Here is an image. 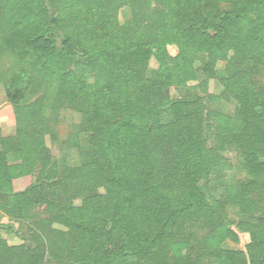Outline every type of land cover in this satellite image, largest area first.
I'll list each match as a JSON object with an SVG mask.
<instances>
[{
    "label": "trees",
    "instance_id": "16d2710c",
    "mask_svg": "<svg viewBox=\"0 0 264 264\" xmlns=\"http://www.w3.org/2000/svg\"><path fill=\"white\" fill-rule=\"evenodd\" d=\"M0 29V52L37 63L54 105L81 115L68 145L82 160L54 161L40 101L15 110L14 136L0 131V217L33 245L0 238V264H264V0H0ZM211 79L233 118L210 108ZM172 87L193 93L173 101ZM227 148L248 181L214 198ZM224 206L244 217L231 224L245 251L221 247L239 243Z\"/></svg>",
    "mask_w": 264,
    "mask_h": 264
},
{
    "label": "rangeland",
    "instance_id": "374dc122",
    "mask_svg": "<svg viewBox=\"0 0 264 264\" xmlns=\"http://www.w3.org/2000/svg\"><path fill=\"white\" fill-rule=\"evenodd\" d=\"M130 13L128 9H124L119 17L123 22L129 18ZM4 15L1 16V18ZM0 29V40H2ZM61 40V39H60ZM60 40L57 42V47H60ZM168 51L171 55L176 54L174 47H169ZM34 62H23L18 59L14 53L9 50L0 52V129L2 136L12 137L15 134V110L21 107H27L37 101H40L44 108V117L49 119V134L45 136V143L51 152L54 161L58 163L65 162L71 168L79 167L82 164L80 158L79 147L68 145V141L76 136L78 125L81 122V115L73 110H60L54 105L56 85L43 75V72L36 66ZM196 69L200 67L198 63L194 66ZM158 70L157 62L152 58L149 61L148 71L146 74L147 79L154 78ZM217 76L220 77L223 73V66L221 63L216 66ZM89 83H93L92 76H88ZM197 83H190L189 86H195ZM208 94L218 97V101L214 102L210 108L216 113L223 116L233 118L237 104L234 100H224L221 98L223 88L220 83L211 79L208 82ZM192 94L193 91L189 90ZM189 91L183 88L172 87L170 89V97L173 101H184L189 95ZM170 112H162V121L167 123L171 120ZM215 128L211 132V139L207 142L208 148L217 147L215 137ZM80 144L82 140H80ZM223 157L230 162V169L223 172L218 178H213L211 186L215 189L214 198H221L224 189L227 185H237L238 183L247 182L246 174L238 168V160L240 157L239 151L227 148L222 153ZM9 159L12 157L9 155ZM10 160V161H11ZM33 178L26 177L13 182L15 192L23 191L32 182ZM224 215L222 219L224 225L236 232L239 237V243L233 244L227 241L221 245L225 249H235L245 251V246L249 240L247 235L240 234L236 230V226L231 223L238 222L241 218L237 211L230 207L224 206ZM229 226V227H228ZM9 227V230L6 229ZM30 231L26 225L16 221L7 216L0 217V238L6 240L9 245H20L26 243L28 246L33 244L29 240ZM47 264H52L51 259L47 257ZM50 262V263H48ZM212 258H208V263H213Z\"/></svg>",
    "mask_w": 264,
    "mask_h": 264
},
{
    "label": "crops",
    "instance_id": "0c3cea01",
    "mask_svg": "<svg viewBox=\"0 0 264 264\" xmlns=\"http://www.w3.org/2000/svg\"><path fill=\"white\" fill-rule=\"evenodd\" d=\"M1 130H3V128H0Z\"/></svg>",
    "mask_w": 264,
    "mask_h": 264
}]
</instances>
